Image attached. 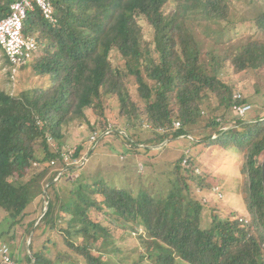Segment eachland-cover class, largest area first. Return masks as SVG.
Wrapping results in <instances>:
<instances>
[{
	"label": "trees",
	"instance_id": "16d2710c",
	"mask_svg": "<svg viewBox=\"0 0 264 264\" xmlns=\"http://www.w3.org/2000/svg\"><path fill=\"white\" fill-rule=\"evenodd\" d=\"M15 1L0 0V20ZM167 1L50 0L55 25L44 21L39 10L27 14L23 33L34 35L38 45L32 69L35 74L49 76L54 86L18 96L0 89V210L6 213L7 224L0 235L18 225L24 226L25 237L32 233L24 264H70L77 257L84 264H110L101 255H109L100 249L106 244L99 242L101 234L110 232L102 221L112 220L138 235L142 263L264 264V116L250 120L234 117L227 123L225 112L234 104L247 102L243 96L233 100V88L219 75L226 62L212 52L203 53L190 29L194 28L191 22L199 19L206 29L228 22V5L224 0H176V8L166 13ZM138 18L153 30L151 44L143 40ZM255 22L264 32V14ZM236 49L239 53L231 62L235 72L264 66V43L254 41ZM113 50L124 59L127 73L108 60ZM129 75L138 85L139 102L132 99L124 83L123 77ZM106 95L116 96L119 112L128 123L143 117L151 125L156 143L169 137H192L195 144L200 138L199 142L221 150L233 147L241 152L245 157L242 173L247 176L244 202L250 221L214 215L211 226L202 228V205L191 194L194 187L202 190L205 185L203 176L195 174V160L190 156V167H183L180 161L175 164L173 188L164 197L153 198L147 192L133 196L101 180L93 184L79 180L66 201H60L56 190L63 186L57 184L82 170L86 162L81 160L85 156L81 146L73 149L77 164L65 166L61 160L60 153L67 149L62 144V123L69 114L80 116L83 108ZM211 95L218 103L211 110L216 114L204 117L201 106L205 107ZM175 121L181 125L177 130L172 126ZM197 125L206 132L203 138L194 129ZM222 126L228 129L223 131ZM47 136L57 144V150L49 145ZM52 160L57 161L54 166H50ZM33 163L39 167L33 168ZM47 174V184L41 187ZM39 196L45 202L44 214L36 227L35 219L24 225L30 217L29 206ZM94 210L104 216L94 218ZM62 213L68 215L67 220ZM38 230L41 235L57 232L71 255L59 252L55 259L45 257L36 246L34 233ZM12 258L19 264L13 254Z\"/></svg>",
	"mask_w": 264,
	"mask_h": 264
},
{
	"label": "rangeland",
	"instance_id": "374dc122",
	"mask_svg": "<svg viewBox=\"0 0 264 264\" xmlns=\"http://www.w3.org/2000/svg\"><path fill=\"white\" fill-rule=\"evenodd\" d=\"M224 1L229 8L228 22L209 25L211 29H206L207 26L199 19L195 23L191 22L195 29L193 26L190 29L197 42L201 43L203 53L212 52V56L224 59L226 62L225 68L219 75L226 84L233 88V94L240 93L251 106L245 118L250 120L263 117L264 66L258 70L237 73L231 66V62L239 53L236 48L254 41L264 43V32L257 28L255 22L257 17L264 14V0ZM176 6V0H168L165 12H172ZM138 25L143 40L151 44L153 30L143 18H138ZM1 57L3 58L0 52V64H4L5 57L3 59ZM108 60L113 67L119 68L124 74L125 61L116 50L109 53ZM32 65L30 67L28 65L25 70L16 71L12 77L8 67L1 70L0 89L13 96H18L25 91H45L52 88L54 85L49 76L35 74L32 71ZM123 79L132 99L139 102L138 85L135 79L130 75L124 76ZM205 103V107L201 106L202 116L206 117L209 114L215 116L216 112H211V110L218 105L216 98L211 95ZM225 113L226 121L230 123V119L234 118L235 114L232 110ZM218 119L222 124L223 121ZM62 124L63 147L73 150L81 146L82 153L87 158L82 170L62 178L57 184V186H63V189L60 190L58 187L56 190L60 201H66V195L76 189L79 180L87 184L101 180L111 186L126 190L133 196L147 192L153 198L164 197L173 188V181L176 178L175 164L180 161L182 165L183 159H180L182 156L185 157V151H189L190 157L195 160L193 162L196 165L195 168L198 169L199 175L203 176L202 180L205 185L204 188L201 187L202 190L199 186L194 187L191 194L202 205V228L211 226L214 215L219 219L241 217L247 223L250 221L251 215L244 202L247 176L242 171L245 157L233 147L221 150L217 146L199 142L200 138H196L197 143L195 144L181 137H169L161 144L156 143L153 140L151 125L147 124L143 117L139 121L133 120L128 123L125 117L121 116L116 96H102V100H95L92 106L83 108L80 116L69 114ZM102 125H105L106 129L99 128ZM200 126L197 125L194 129L199 134L198 137L203 138L202 133L206 134V132H202ZM108 129H110V136L100 140L93 149L90 142L92 133H103ZM49 177L50 174H47L41 181V187L47 184ZM52 192L53 190L50 189L49 193L52 194ZM44 206L43 196L36 198L28 208L30 217L24 221V225L32 223L35 219L33 226L36 227L44 213ZM40 209L42 212H39ZM91 212L94 218L104 216L95 210ZM5 216L6 213L0 210V234L7 227L4 223ZM61 216L68 219L66 213H62ZM102 222L110 231L108 235L101 234L99 242L106 244L100 246V249L102 248L103 252L106 251L109 254L106 256L101 254L103 260L110 264H148L147 260H145L146 263L145 261L142 263L139 259L142 247L136 233H132L127 226L124 228L119 226L113 220L111 223ZM23 233L24 226L18 225L5 235L3 233L0 235V245L5 243L9 245L11 253L19 264L25 263L28 246L33 237L32 233L28 237H25ZM141 233L144 235L145 232L142 230ZM34 234L36 246L45 257L55 259L59 252L71 255L57 232L47 231L41 235L38 230ZM72 239L77 240V237L73 236ZM70 264H84V262L77 257ZM179 264L182 263L179 262Z\"/></svg>",
	"mask_w": 264,
	"mask_h": 264
},
{
	"label": "built area",
	"instance_id": "2783aa9c",
	"mask_svg": "<svg viewBox=\"0 0 264 264\" xmlns=\"http://www.w3.org/2000/svg\"><path fill=\"white\" fill-rule=\"evenodd\" d=\"M35 10H39L44 21L47 23L51 25L57 23L50 0H16L11 3L9 14L0 20V48L8 62V69L10 70L11 77L16 74V71L30 65L37 58L38 45L36 37L34 35H25L23 33L24 21L27 14L34 12ZM241 98L242 96L240 93L233 95V100L235 101L240 100ZM231 110L236 118L244 119L251 110V106L248 103L244 105L234 104ZM217 122L220 123L221 121L217 119ZM172 126L174 130H177L181 125L179 122L175 121ZM227 129L228 127L222 126L223 131H226ZM157 131L160 134L164 133L163 129H158ZM108 136H110V129L103 133H92L90 136L92 148L94 149L100 140ZM213 138H215V136ZM186 139L194 142L192 137H187ZM47 140L52 149L57 150V144L51 139V137L47 136ZM73 153L74 151L69 149H65L60 153V158L65 163V166H68L69 163L77 164L76 159L73 158ZM189 156V151H185V157L182 160L183 167H190L188 160ZM85 157L86 156L81 158L83 162L86 160ZM56 162L57 161L54 160L50 161V166H54ZM33 166L39 167V164L33 163ZM193 169L196 174H199L197 168ZM59 176L55 181L60 178ZM0 259V264H15L10 248L7 245H2L0 247Z\"/></svg>",
	"mask_w": 264,
	"mask_h": 264
},
{
	"label": "crops",
	"instance_id": "0c3cea01",
	"mask_svg": "<svg viewBox=\"0 0 264 264\" xmlns=\"http://www.w3.org/2000/svg\"><path fill=\"white\" fill-rule=\"evenodd\" d=\"M32 35V34H31ZM0 52H1V54H2V56H3V58L5 57L4 56V54H3V51H2V49L0 48ZM2 58V57H1ZM2 58V59H3ZM4 60V64H0V71L1 70H3V69H6L7 67H8V62H7V60L6 59H3ZM33 64V63H32ZM31 64V65H32ZM28 66H26L25 68H23L22 70H25L26 68H27ZM29 67H30V65H29ZM8 69V68H7ZM32 71H33V69H32ZM34 72V71H33ZM247 119V118H246ZM230 124V123H229ZM142 145V144H141ZM139 148V147H138Z\"/></svg>",
	"mask_w": 264,
	"mask_h": 264
},
{
	"label": "water",
	"instance_id": "95a60500",
	"mask_svg": "<svg viewBox=\"0 0 264 264\" xmlns=\"http://www.w3.org/2000/svg\"><path fill=\"white\" fill-rule=\"evenodd\" d=\"M261 170H262V184H263V187H264V157H263V161H262V164H261ZM45 210H46V208L44 209V212H45Z\"/></svg>",
	"mask_w": 264,
	"mask_h": 264
},
{
	"label": "clouds",
	"instance_id": "9594fccd",
	"mask_svg": "<svg viewBox=\"0 0 264 264\" xmlns=\"http://www.w3.org/2000/svg\"><path fill=\"white\" fill-rule=\"evenodd\" d=\"M31 64H32V63H31ZM31 64H30V65H31Z\"/></svg>",
	"mask_w": 264,
	"mask_h": 264
}]
</instances>
